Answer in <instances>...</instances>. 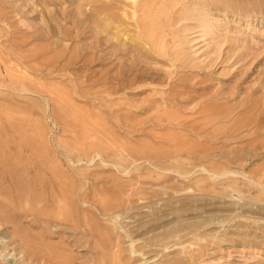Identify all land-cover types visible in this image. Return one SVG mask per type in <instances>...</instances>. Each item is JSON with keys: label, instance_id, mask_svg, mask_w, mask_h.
Masks as SVG:
<instances>
[{"label": "rangeland", "instance_id": "rangeland-1", "mask_svg": "<svg viewBox=\"0 0 264 264\" xmlns=\"http://www.w3.org/2000/svg\"><path fill=\"white\" fill-rule=\"evenodd\" d=\"M0 159V264H264V0H0Z\"/></svg>", "mask_w": 264, "mask_h": 264}, {"label": "bare ground", "instance_id": "bare-ground-1", "mask_svg": "<svg viewBox=\"0 0 264 264\" xmlns=\"http://www.w3.org/2000/svg\"><path fill=\"white\" fill-rule=\"evenodd\" d=\"M137 9V8H136ZM136 9H135V12H136ZM183 130V129H182ZM92 160V159H91ZM230 162V161H229ZM228 162V163H229ZM4 163L5 162H3L2 161V159H0V176H1V174H4L5 175V170H4V167H5V165H4ZM6 164V163H5ZM11 165V164H10ZM16 165H18V164H16ZM225 167V166H224ZM6 169H7V167H6ZM10 169V168H9ZM7 172V171H6ZM12 175V174H11ZM46 175V174H45ZM6 176V175H5ZM71 176V175H70ZM7 177V176H6ZM51 177V176H50ZM49 177V178H50ZM12 178L13 177H9V182H7L8 184H9V187L11 188V191L13 190L12 188H14V190H15V187H14V183H13V180H12ZM3 179V178H2ZM6 179V178H5ZM43 179H45V178H43ZM82 179V178H81ZM85 179V178H84ZM7 180V179H6ZM5 180V181H6ZM83 180V179H82ZM81 180V181H82ZM42 181H44V180H42ZM41 181V182H42ZM49 181H51V183H47L48 184V191H49V189H50V195H49V198H47L46 200H44L43 201V203L45 202V204L50 208V207H54L55 206V204H56V202L59 200H62V199H65V201H64V205L65 206H67L66 208H64V210H62V211H67V213L61 218L59 215L58 216H53L52 217V220H53V222L50 220V219H48L47 220V222L46 221H43V220H41V219H39L38 218V220L39 221H41V222H43V223H47L45 226H53V227H58L59 228V226H60V224L59 223H61L60 221L63 219V220H67L68 219V217H70L71 219H73L74 220V218H79L78 217V213H80L81 214V219H82V225L81 224H79L80 222L78 221V223H77V225L79 224V225H81V226H79V227H82L83 228V230L86 232V234L88 233V235L89 236H95V237H97V236H99L98 235V229L100 230V227H98L97 228V225H98V223H97V225H95L96 223H94V222H91L89 219H87L86 217H85V215L88 213V211L86 210L87 208H81L79 205H77L76 204V207H74L73 208V206H74V203L75 202H80V204L83 206V205H88L89 204V202L88 201H90V202H93L94 203V205H98V207H99V209H100V212H101V215H104L105 217H108L109 219H108V221L110 220H114V221H116V215H118V214H120L121 216H122V214H124V216H127L128 215V212L129 211H133V209H138L139 211L141 210L142 211V209H145V208H148L149 209V204H147V205H144V203L143 202H141L142 201V199L141 198H138V200L141 202V203H137L139 206H135V204H136V201H135V199H134V197L137 195V194H139V193H137V194H135V193H132V191H130V190H117L116 191V189L115 190H110V189H103V190H101L100 192H98L97 193V195L95 196V195H91L90 197L89 196H87V195H85L83 192L84 191H82V190H80V189H77L78 190V192H77V190H76V192L77 193H79V190H80V195H78L75 191H74V187H73V191L74 192H71L70 191V193L69 194H66V195H63L62 193H61V189H59V191H57L56 190V188L57 187H59V186H55V184H53L54 183V181H52L51 179L49 180ZM2 182H4V181H2ZM58 183V182H57ZM0 184H2L1 182H0ZM42 184H43V182H42ZM47 184H44V185H47ZM2 185H4V184H2ZM5 185H7V184H5ZM65 185V184H64ZM84 186V185H83ZM43 189H45V186L44 187H42ZM60 188V187H59ZM4 189H6V188H4ZM1 190H2V187H1V185H0V195H2L1 194ZM22 190V189H21ZM42 190V189H41ZM46 190V189H45ZM44 190V191H45ZM3 191V190H2ZM9 191V190H8ZM43 192V191H42ZM13 193H15V192H13ZM66 193V192H65ZM95 193V192H94ZM6 194V193H5ZM9 194H12V193H9ZM45 195V194H44ZM102 195H104V196H102ZM140 195V194H139ZM102 196V197H101ZM16 198L15 199H17V196H15ZM47 197V196H46ZM1 198H2V196H1ZM7 198L8 199H10V198H12L11 196H7ZM24 198V197H23ZM41 198H42V196H41ZM43 199V198H42ZM77 199V200H76ZM21 200H22V197H21ZM137 200V201H138ZM9 201V200H8ZM19 201V200H18ZM58 201V202H59ZM67 201V202H66ZM1 202V201H0ZM88 202V203H87ZM9 203V202H8ZM6 204V205H3V206H0V207H2V208H0L1 210H2V212H3V210H5V209H7V211L9 212V210H12L13 208H16V207H18L17 205H18V203H16V205H15V202H14V200H11L10 201V203L9 204ZM79 204V203H78ZM136 204V205H137ZM27 205V204H26ZM39 205H40V203H39ZM44 205V204H43ZM63 206V205H62ZM77 206H79V207H77ZM91 206V205H90ZM42 207V206H41ZM58 207V206H57ZM56 207V208H57ZM36 208V207H35ZM40 208V207H39ZM60 208V207H59ZM161 208V207H160ZM163 208V207H162ZM45 209V208H44ZM58 209V208H57ZM63 209V208H62ZM157 210V209H156ZM135 211H137V210H135ZM6 212V211H5ZM4 212V213H5ZM10 212H12V211H10ZM35 212V211H34ZM1 213V212H0ZM4 213H2V214H4ZM26 213V212H25ZM150 213V212H149ZM7 215L6 216H8V213H6ZM59 214H60V211H59ZM89 214V213H88ZM130 214V213H129ZM10 215V214H9ZM11 215H13V212H12V214ZM15 215H16V213H15ZM15 215H13L14 217H15ZM33 215H34V213H33ZM35 215H36V213H35ZM151 215V214H150ZM12 216V217H13ZM32 216V215H31ZM30 216V218H33V220H34V222H35V216H33V217H31ZM88 216V215H87ZM50 217V216H49ZM118 217V216H117ZM24 218V217H23ZM29 218V217H28ZM128 218V217H127ZM27 219V218H26ZM75 219V220H76ZM80 219V220H81ZM30 220V219H29ZM37 220V219H36ZM72 220V221H73ZM94 220V219H93ZM105 221H106V219H105ZM33 222V221H32ZM113 224L115 223V222H112ZM36 224V223H35ZM66 224V223H65ZM74 224V223H73ZM116 224V223H115ZM4 225V224H3ZM41 225H43V224H41ZM75 225H76V222H75ZM44 226V227H45ZM57 228V229H58ZM61 228V227H60ZM63 228H65V227H63ZM74 228V227H73ZM78 228V227H77ZM82 228H80V229H82ZM106 228V227H105ZM105 228H103V229H105ZM48 229V228H47ZM75 230H77V229H75ZM109 231V230H108ZM100 232H102V230L100 231ZM105 232V231H104ZM107 232V231H106ZM76 233V232H75ZM74 233V234H75ZM84 233V232H83ZM112 233H114V232H112ZM73 234V235H74ZM85 234V233H84ZM85 234V235H86ZM115 234H116V231H115ZM111 235V234H110ZM126 235H127V233H126ZM129 235H131V234H129ZM129 235H128V238H129ZM80 236H82L81 234H80ZM87 236V235H86ZM101 236V235H100ZM105 237V236H104ZM112 236H110V238H111ZM86 238V237H85ZM90 238V237H89ZM98 238V237H97ZM102 238V237H101ZM110 238H109V235H108V237H106V238H104V239H102L103 240V242H101L102 243V246L101 247H103V248H109L110 250H113V252H114V258H115V261H116V259H117V257H116V251L118 250L119 251V249L117 248V250H116V243H114V244H112V241L110 240ZM131 238V237H130ZM133 238V237H132ZM94 239V238H93ZM96 239V238H95ZM95 239H94V241H95ZM83 241L85 240V239H82ZM101 240V241H102ZM88 241H89V239H88ZM93 241V242H94ZM82 242V241H81ZM79 243L80 242H78V244H76V245H79ZM64 245H65V243H63ZM81 244V243H80ZM87 244V243H86ZM100 244V243H99ZM150 244V243H149ZM71 246V245H70ZM99 247V246H98ZM117 247H118V244H117ZM141 247H139L138 249H140ZM143 248V247H142ZM92 249V248H91ZM93 250V249H92ZM95 250V249H94ZM102 251H104V250H102ZM108 251V250H107ZM106 250L104 251V252H106V253H109V252H107ZM117 251V252H118ZM140 251V250H139ZM142 251V250H141ZM53 252V251H52ZM112 252V251H111ZM113 252L111 253V255L113 254ZM138 252V251H137ZM59 253H60V251H59ZM63 253V252H62ZM105 253V254H106ZM139 253V252H138ZM142 253V252H141ZM99 254H102L101 252L99 253ZM120 254V253H119ZM135 254H136V252H135ZM134 254V255H135ZM119 256V255H118ZM142 256H143V254H142ZM106 257H108V256H106ZM106 257H104V258H106ZM104 258H102V259H104ZM113 258V259H114ZM42 259H44V258H42ZM119 259V258H118ZM46 261H47V259H46ZM110 261V260H109ZM117 261H120V260H117ZM48 262V261H47ZM121 262V261H120ZM50 263V262H49ZM53 262H51V264H52ZM63 263V262H62ZM112 263V262H111ZM119 263V262H118ZM146 263V262H145Z\"/></svg>", "mask_w": 264, "mask_h": 264}]
</instances>
